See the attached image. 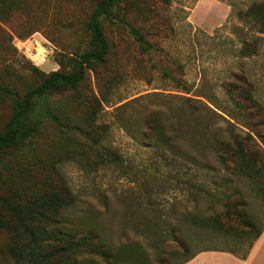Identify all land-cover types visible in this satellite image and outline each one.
I'll return each mask as SVG.
<instances>
[{"label":"rangeland","instance_id":"374dc122","mask_svg":"<svg viewBox=\"0 0 264 264\" xmlns=\"http://www.w3.org/2000/svg\"><path fill=\"white\" fill-rule=\"evenodd\" d=\"M99 1L27 0L0 21V83L23 95L44 75L60 69L61 54L88 50L85 24ZM262 1L119 4L115 19L103 22L111 46L107 65L89 71L78 94L46 97L63 126L40 117L43 101L40 112L31 116L38 129L18 149L0 152V197L15 204L67 186L76 202L56 220H40L41 225L50 233H63L59 245L67 241L66 246L74 247L92 234L95 243L102 239L115 256L102 258L76 249L73 262L182 264L186 254L171 236L176 228L192 252L236 248L224 236L194 227L183 217L219 211L220 192L239 186L251 212L264 221V202L250 181L223 171L210 148L215 130L222 137L229 130L224 120L229 117L222 111L232 105L226 85L234 73H245L264 104V34L242 20L253 3ZM140 40L147 43L145 50ZM41 42L50 56L37 68L32 54ZM244 45L255 47L256 55L242 57ZM176 82L189 84L192 92L184 93ZM95 99L100 104L93 117ZM154 110L165 128L163 141H155L144 126ZM11 112V100L0 95V129ZM90 128H96L104 146L117 150L119 165H99L102 153L90 144ZM2 206L0 200V216ZM12 240L0 231L2 249ZM210 255L198 264H224ZM0 264L16 263L0 254Z\"/></svg>","mask_w":264,"mask_h":264},{"label":"trees","instance_id":"16d2710c","mask_svg":"<svg viewBox=\"0 0 264 264\" xmlns=\"http://www.w3.org/2000/svg\"><path fill=\"white\" fill-rule=\"evenodd\" d=\"M134 1L136 0H100L85 24L89 35L88 50L73 55L61 54L60 69L44 75L38 85L28 89L23 95L0 83V95L8 97L12 102V112L0 129V152L18 149L38 129L31 116L36 111L40 112L38 105L43 101L40 117H48L57 125L63 126L58 115L50 109L46 97L65 92L78 94V88L85 82L87 73L107 65L111 46L105 35L103 22L115 19L114 9L119 4ZM26 2L27 0H0V21L20 10ZM242 20L256 27V33L264 34V1L253 3ZM139 42L145 50L147 43L142 40ZM256 53L255 47L248 45H244L240 51L242 57L254 56ZM175 85L186 94L192 92V87L185 82H176ZM226 87L230 92L229 100L232 105L229 111L222 112L229 117V120L224 118L229 123V130L225 137L215 130L210 148L222 170L238 179L250 181L255 195L264 202V104L256 96L253 83L245 73H234ZM95 100L91 103L93 117L100 104V100ZM104 100L106 99L101 102ZM144 126L155 136V141L167 138L158 110H154L144 120ZM89 130L86 135L90 144L102 153L103 161L99 165H119L122 159L117 150L103 145L102 137L96 134V128ZM0 200L3 204L0 231L11 234L13 239L7 248L0 247V254L9 257L16 264H95L85 259H80L79 263L74 259L73 262L71 255L76 249L88 255L91 253L102 258H115L111 250L104 246L102 239L100 244L95 243L92 234L77 241L74 247L66 246L67 241H64V245H59L57 242L61 241L63 233H50L41 225L40 220H56L62 216L65 208L76 202L75 194L67 186L55 191L35 193L20 203L12 204L1 197ZM216 200L220 206L219 211L206 215L188 214L183 220L194 227L222 235L228 242L236 244V248L208 247L200 251H223L240 259H247L264 232V221L251 212L249 202L239 186L221 191ZM171 236L186 254L182 264L189 262L200 252H192L191 245L184 239L180 229L173 230ZM80 256L82 258L83 254Z\"/></svg>","mask_w":264,"mask_h":264},{"label":"crops","instance_id":"0c3cea01","mask_svg":"<svg viewBox=\"0 0 264 264\" xmlns=\"http://www.w3.org/2000/svg\"><path fill=\"white\" fill-rule=\"evenodd\" d=\"M207 254H211L210 256H213L215 260L214 262H220V263H232V264H264V232L262 236L258 239V241L255 243L254 247L252 248L249 256L247 259H239L235 257L232 254L225 253V252H215V251H205L201 254H199L195 259H193L188 264H198L200 261H203V257ZM220 257L222 258L220 261Z\"/></svg>","mask_w":264,"mask_h":264},{"label":"built area","instance_id":"2783aa9c","mask_svg":"<svg viewBox=\"0 0 264 264\" xmlns=\"http://www.w3.org/2000/svg\"><path fill=\"white\" fill-rule=\"evenodd\" d=\"M36 50L37 52L35 54H32L33 65H35L36 67L45 65L48 62L50 56L48 50L45 48L42 42L38 43V47L36 48Z\"/></svg>","mask_w":264,"mask_h":264}]
</instances>
